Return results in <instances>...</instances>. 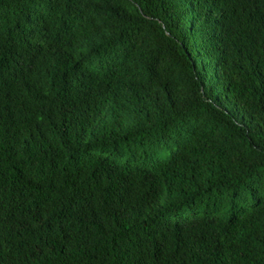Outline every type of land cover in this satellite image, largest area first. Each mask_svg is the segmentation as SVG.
Masks as SVG:
<instances>
[{
  "label": "trees",
  "instance_id": "obj_1",
  "mask_svg": "<svg viewBox=\"0 0 264 264\" xmlns=\"http://www.w3.org/2000/svg\"><path fill=\"white\" fill-rule=\"evenodd\" d=\"M2 229L47 264H264V0H0Z\"/></svg>",
  "mask_w": 264,
  "mask_h": 264
},
{
  "label": "clouds",
  "instance_id": "obj_2",
  "mask_svg": "<svg viewBox=\"0 0 264 264\" xmlns=\"http://www.w3.org/2000/svg\"><path fill=\"white\" fill-rule=\"evenodd\" d=\"M27 245L16 238L15 233L0 230V263L1 264H47L48 259L36 258L30 254Z\"/></svg>",
  "mask_w": 264,
  "mask_h": 264
}]
</instances>
